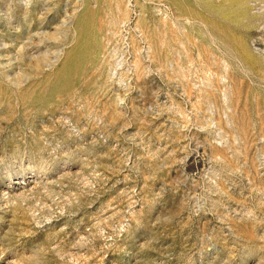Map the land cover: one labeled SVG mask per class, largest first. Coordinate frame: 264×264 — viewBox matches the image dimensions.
I'll return each instance as SVG.
<instances>
[{
	"label": "rangeland",
	"instance_id": "374dc122",
	"mask_svg": "<svg viewBox=\"0 0 264 264\" xmlns=\"http://www.w3.org/2000/svg\"><path fill=\"white\" fill-rule=\"evenodd\" d=\"M0 264H264V0H0Z\"/></svg>",
	"mask_w": 264,
	"mask_h": 264
}]
</instances>
